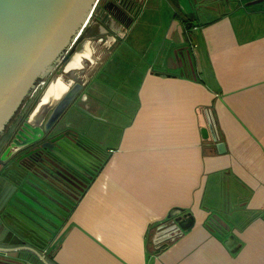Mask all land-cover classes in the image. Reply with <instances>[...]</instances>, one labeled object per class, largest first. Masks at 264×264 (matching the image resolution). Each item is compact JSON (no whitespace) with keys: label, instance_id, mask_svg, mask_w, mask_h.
Returning <instances> with one entry per match:
<instances>
[{"label":"crops","instance_id":"1","mask_svg":"<svg viewBox=\"0 0 264 264\" xmlns=\"http://www.w3.org/2000/svg\"><path fill=\"white\" fill-rule=\"evenodd\" d=\"M151 11L163 13V42L137 46ZM140 12L110 62L128 92L114 94L122 112L100 110L90 130L105 160L37 254L47 264H264V0H144Z\"/></svg>","mask_w":264,"mask_h":264},{"label":"flooded vegetation","instance_id":"2","mask_svg":"<svg viewBox=\"0 0 264 264\" xmlns=\"http://www.w3.org/2000/svg\"><path fill=\"white\" fill-rule=\"evenodd\" d=\"M141 4L138 0H99L86 25L98 28L100 34L91 38L88 45L95 44L105 53L96 54L97 49L89 47V58L82 59V63L89 62L85 71L83 64L81 68L67 70L69 60L66 61L59 72L54 71L40 81L1 130L0 178L6 179L5 187L11 192L17 187L12 181L23 182L27 178L43 181L42 175L54 177L55 173L59 179L65 174L70 190L66 198L75 205L100 170L105 153L90 130L100 110L122 112L114 94L124 98L128 92L124 79H116L110 62L116 52L128 47L127 35L140 18ZM74 70L82 73L75 75ZM68 73H74L75 77L61 80L66 87L62 94L50 98L40 109V94L49 85L50 77ZM100 125L114 126L108 120H102ZM64 161L75 164L77 169L68 167ZM27 183L37 194L42 192L38 181L26 180L24 185Z\"/></svg>","mask_w":264,"mask_h":264},{"label":"water","instance_id":"3","mask_svg":"<svg viewBox=\"0 0 264 264\" xmlns=\"http://www.w3.org/2000/svg\"><path fill=\"white\" fill-rule=\"evenodd\" d=\"M98 3L0 0V132L40 81L59 72L77 50L100 34L98 28L86 25ZM213 141L217 139L213 137ZM215 146L219 153L224 152L223 144ZM41 178L43 181L26 179L39 182L42 192L38 194L30 183L24 185L26 180L12 181L17 187L11 192L5 187L6 179L0 178V264L32 263L29 257L38 258V251L50 248L48 243L61 231L73 208L66 198L70 190L65 174L59 179L56 173Z\"/></svg>","mask_w":264,"mask_h":264},{"label":"rangeland","instance_id":"4","mask_svg":"<svg viewBox=\"0 0 264 264\" xmlns=\"http://www.w3.org/2000/svg\"><path fill=\"white\" fill-rule=\"evenodd\" d=\"M139 3L143 2L144 0H138ZM196 10V9H195ZM191 13L193 15H196L194 10L191 9ZM199 10H198V16H200L199 14ZM163 13H156L155 11H151L149 12L145 19L142 16V20H141V25L135 29L132 39H136L138 41L137 46H141V47H155L158 46V44L160 45L163 42V36H162V28L160 29V27L158 26L159 22H160V18L162 17ZM137 33V34H136ZM89 43V42H87ZM95 44H89V47L93 48V51H95L97 49V46H94ZM94 46V47H93ZM136 46V42L132 44V47H137ZM167 46H169V44H167ZM97 53H105V50H103V48L101 49H97L96 50V54ZM84 62L83 64V68L84 71L87 70V64H89V62H85V60H83ZM72 72H76L75 75H80L82 72L79 73L78 70H74ZM74 74V73H73ZM71 73L68 74H61V75H56V79L59 78L60 80L68 78L71 79L73 77H75V75H73ZM138 78V73L136 74L133 82L135 83L136 80ZM53 81V77L51 76L49 79V83L51 84ZM136 86V83L134 84ZM49 87V85L46 87V89L44 90L43 93L40 94V99H42L45 91L47 90V88Z\"/></svg>","mask_w":264,"mask_h":264},{"label":"bare ground","instance_id":"5","mask_svg":"<svg viewBox=\"0 0 264 264\" xmlns=\"http://www.w3.org/2000/svg\"><path fill=\"white\" fill-rule=\"evenodd\" d=\"M90 48L88 43H85L84 46L82 48H80L79 50H77L72 57L70 58V60L68 61V63L66 64V69H76V68H81L82 67V59L83 58H89L90 56ZM65 85L64 83L57 78L55 81L53 80L52 83H49V87L47 88V90L45 91L41 102H40V109H43V104L47 103L48 100H50V98L52 97H58L62 94V92L65 89Z\"/></svg>","mask_w":264,"mask_h":264},{"label":"trees","instance_id":"6","mask_svg":"<svg viewBox=\"0 0 264 264\" xmlns=\"http://www.w3.org/2000/svg\"><path fill=\"white\" fill-rule=\"evenodd\" d=\"M50 250H51V248H50Z\"/></svg>","mask_w":264,"mask_h":264}]
</instances>
